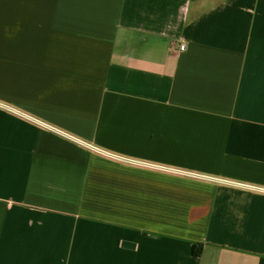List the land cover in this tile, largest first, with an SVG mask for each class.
Segmentation results:
<instances>
[{"label": "crops", "instance_id": "1", "mask_svg": "<svg viewBox=\"0 0 264 264\" xmlns=\"http://www.w3.org/2000/svg\"><path fill=\"white\" fill-rule=\"evenodd\" d=\"M0 264H264V0H0Z\"/></svg>", "mask_w": 264, "mask_h": 264}, {"label": "built area", "instance_id": "2", "mask_svg": "<svg viewBox=\"0 0 264 264\" xmlns=\"http://www.w3.org/2000/svg\"><path fill=\"white\" fill-rule=\"evenodd\" d=\"M185 50V46L184 45H180L179 46V51H184ZM70 138V137H69ZM79 142V141H78ZM80 144H82L83 146H85V147H88V148H90V149H92V150H94V151H96V152H99V153H102L101 151H99L98 149H96V148H94V147H92V146H90V145H87V144H84V143H82V142H79Z\"/></svg>", "mask_w": 264, "mask_h": 264}, {"label": "trees", "instance_id": "3", "mask_svg": "<svg viewBox=\"0 0 264 264\" xmlns=\"http://www.w3.org/2000/svg\"><path fill=\"white\" fill-rule=\"evenodd\" d=\"M201 247L202 246L199 245V244L193 245L192 253H193L194 256H199L200 255Z\"/></svg>", "mask_w": 264, "mask_h": 264}]
</instances>
